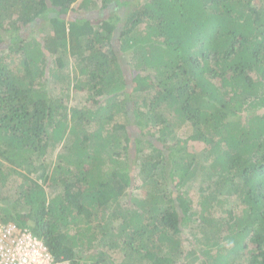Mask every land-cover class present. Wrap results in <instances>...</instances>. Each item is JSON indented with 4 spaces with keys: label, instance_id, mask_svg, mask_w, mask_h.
<instances>
[{
    "label": "trees",
    "instance_id": "obj_1",
    "mask_svg": "<svg viewBox=\"0 0 264 264\" xmlns=\"http://www.w3.org/2000/svg\"><path fill=\"white\" fill-rule=\"evenodd\" d=\"M8 184L57 260L264 264V0H0Z\"/></svg>",
    "mask_w": 264,
    "mask_h": 264
},
{
    "label": "built area",
    "instance_id": "obj_2",
    "mask_svg": "<svg viewBox=\"0 0 264 264\" xmlns=\"http://www.w3.org/2000/svg\"><path fill=\"white\" fill-rule=\"evenodd\" d=\"M0 264H71L57 260L42 239L15 223L0 224Z\"/></svg>",
    "mask_w": 264,
    "mask_h": 264
},
{
    "label": "rangeland",
    "instance_id": "obj_3",
    "mask_svg": "<svg viewBox=\"0 0 264 264\" xmlns=\"http://www.w3.org/2000/svg\"><path fill=\"white\" fill-rule=\"evenodd\" d=\"M101 11H104V10H101ZM101 11H96L94 14H92V16H94L96 18L100 17V19H107L108 17H110V15L114 14L117 11V9H115V11H114L113 7L109 6L108 10L106 12H104L103 15H102ZM66 89H67V93H68L69 96H66V94L60 95L59 92L57 93L58 95L56 94V96H59L63 100H67V97H69V100H70L69 106L70 107L75 106V105H80L81 102H78V101H82L84 99L83 98V94L76 93L72 89V86H67ZM82 102L84 103V105L87 104L89 107H93L94 106L92 101L86 102V100H84ZM59 151L60 150H57L56 153H58ZM1 163L4 164L3 161ZM23 176H25L27 178H31V179H37L39 174L38 173H33V174H30L28 176V175H26V172H23ZM140 183H141V181L139 180V184ZM17 184H18V182H17ZM22 185H23V183H22ZM7 186H8V190L9 191H0V203L3 204L6 207H7V205H10L11 201L14 200V197H15L14 194H17V191L15 190V188L13 186H11L9 184ZM48 193H49V195H52L53 190L51 188H49L48 189Z\"/></svg>",
    "mask_w": 264,
    "mask_h": 264
},
{
    "label": "clouds",
    "instance_id": "obj_4",
    "mask_svg": "<svg viewBox=\"0 0 264 264\" xmlns=\"http://www.w3.org/2000/svg\"><path fill=\"white\" fill-rule=\"evenodd\" d=\"M64 261H67V260H64ZM70 262V261H69ZM72 264V263H71Z\"/></svg>",
    "mask_w": 264,
    "mask_h": 264
}]
</instances>
